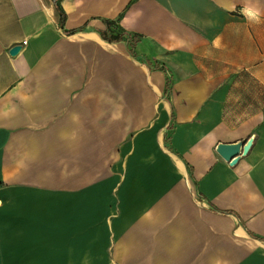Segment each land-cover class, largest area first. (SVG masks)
Masks as SVG:
<instances>
[{"label":"crops","instance_id":"obj_1","mask_svg":"<svg viewBox=\"0 0 264 264\" xmlns=\"http://www.w3.org/2000/svg\"><path fill=\"white\" fill-rule=\"evenodd\" d=\"M159 134L264 244V0H0V264H95L97 154Z\"/></svg>","mask_w":264,"mask_h":264},{"label":"rangeland","instance_id":"obj_2","mask_svg":"<svg viewBox=\"0 0 264 264\" xmlns=\"http://www.w3.org/2000/svg\"><path fill=\"white\" fill-rule=\"evenodd\" d=\"M163 136L97 154L96 183L80 190L95 195V264H264V244L203 204Z\"/></svg>","mask_w":264,"mask_h":264},{"label":"water","instance_id":"obj_3","mask_svg":"<svg viewBox=\"0 0 264 264\" xmlns=\"http://www.w3.org/2000/svg\"><path fill=\"white\" fill-rule=\"evenodd\" d=\"M18 47H13L11 50V53L17 52ZM244 142L240 143H233V144H219L217 146V153L226 161L234 163L241 151L243 150V153L247 152L250 142L243 146Z\"/></svg>","mask_w":264,"mask_h":264},{"label":"clouds","instance_id":"obj_4","mask_svg":"<svg viewBox=\"0 0 264 264\" xmlns=\"http://www.w3.org/2000/svg\"><path fill=\"white\" fill-rule=\"evenodd\" d=\"M242 14L245 16V18L249 21V22H254V23H259L260 22V14L257 11H254L252 9L249 8H245L242 9Z\"/></svg>","mask_w":264,"mask_h":264},{"label":"trees","instance_id":"obj_5","mask_svg":"<svg viewBox=\"0 0 264 264\" xmlns=\"http://www.w3.org/2000/svg\"><path fill=\"white\" fill-rule=\"evenodd\" d=\"M57 9L60 13L61 20H62L63 12L58 6H57ZM101 35L103 36L104 39L109 40V41H120L122 39V35H114V36L108 37L106 32H101ZM167 85H168V81H167ZM165 140H166V142H168V138L165 137Z\"/></svg>","mask_w":264,"mask_h":264},{"label":"bare ground","instance_id":"obj_6","mask_svg":"<svg viewBox=\"0 0 264 264\" xmlns=\"http://www.w3.org/2000/svg\"><path fill=\"white\" fill-rule=\"evenodd\" d=\"M149 259H150V257H149Z\"/></svg>","mask_w":264,"mask_h":264}]
</instances>
